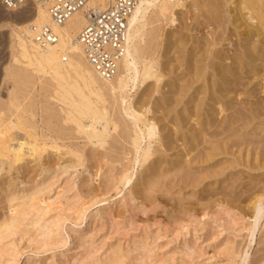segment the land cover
<instances>
[{"label":"rangeland","instance_id":"1","mask_svg":"<svg viewBox=\"0 0 264 264\" xmlns=\"http://www.w3.org/2000/svg\"><path fill=\"white\" fill-rule=\"evenodd\" d=\"M187 1V10L179 12L172 48L159 52L163 43L157 41L156 70L162 73V82L154 85L148 80L129 92L120 108L129 124L133 120L124 110L133 98L132 109L149 108L146 115L158 120L157 132L168 134L169 142L151 145L160 155L153 154L146 162L140 154L136 161L133 157L115 161L108 155V144L99 147L85 141V145L87 139L78 138L75 143L83 150L79 157L62 147L39 161L26 160L10 173L1 171L0 193L26 197L36 191L43 202L28 209L22 226L2 239L0 264H264V218L254 223L250 214L252 199H264V147L258 140L250 142L264 140V116L226 130L216 127L233 113L237 81L246 82L247 95L264 96V60L250 61L242 69L227 60L230 76L219 81L225 84L223 89L210 96L203 89L186 93L192 79L190 59L205 48L204 41L196 44L193 39L201 28L196 20L201 12L188 11L192 3ZM236 11L227 7L223 11L227 30L234 22L243 31L249 22ZM34 13L29 0L16 9L0 3V104L9 89L3 82L6 68L13 65L12 29ZM155 26L162 29L158 23L148 30ZM224 42L221 46H226ZM182 43L186 49L196 44L192 56ZM159 84L158 94L152 88ZM218 102L226 112L218 114ZM214 129L212 138L209 132ZM146 145L147 140H141V147ZM124 173L130 175L126 183L120 180ZM5 205L0 201V213Z\"/></svg>","mask_w":264,"mask_h":264},{"label":"bare ground","instance_id":"2","mask_svg":"<svg viewBox=\"0 0 264 264\" xmlns=\"http://www.w3.org/2000/svg\"><path fill=\"white\" fill-rule=\"evenodd\" d=\"M235 1L190 0L192 5L188 11L193 8L201 12L196 19L201 28H197V36L193 39L196 44L204 41L205 48L202 54H195L190 59L192 79L186 93L203 89L210 96L215 90L223 89L225 84L219 81L230 76V67L225 65L227 60L237 69L249 67L250 61L264 60V0H239L234 5ZM34 5L33 17L21 25H14L12 29L15 36L13 65L6 68L3 82L9 84V89L7 98L0 104V172L10 173L19 169L26 160L39 161L62 147L79 157V151L83 150L79 148V143L76 144L78 138L87 139L83 141L85 145V141L99 147L108 144V155L115 161L132 157L136 161L137 154H140L146 162L153 154L159 156L160 150L154 153L151 145L157 141L161 147L163 142H169L168 134L160 130L157 132L159 122L147 117L149 108L141 106L138 110L132 109L136 101L133 98L124 110L125 115L132 118V124L123 118L120 108L130 98L127 94L142 87L148 80L154 85L162 82V73L156 70L159 52L172 48L174 35L178 31L179 12L187 10L188 1L138 0L128 21L124 54L118 61L115 75L109 79L104 78L88 61L83 46L77 41L86 24L85 13H75L60 26L52 21L48 5ZM105 6L106 0L91 2L94 9ZM225 7L237 10L249 22L243 31L234 22L232 30H227L223 12ZM158 23L162 29L158 30L155 26L154 30H148L149 25ZM45 27L56 34V41L42 46L36 37ZM159 31L162 33L159 34ZM253 34L256 35L253 37ZM158 39L163 43L159 52ZM223 41H227V44L224 42L226 46H221ZM194 45L186 49L182 43L188 57L196 50ZM261 65L264 77V63ZM239 74L245 77L244 72L240 71ZM199 83L201 86H198ZM245 85L244 81L235 83L232 90L236 98L233 113L223 117L216 127L222 126L226 130L227 126L231 127L237 122L248 123L264 116V96L247 95ZM161 88L159 84L152 91L159 94ZM51 102L56 105L53 106ZM217 105L218 114L227 111L219 102ZM157 107L160 108L159 105ZM247 111L252 112L251 116ZM169 117L170 114L166 119ZM179 124L176 117L173 130L177 131ZM215 129L209 132L212 138L216 134ZM111 131L115 136L110 134ZM143 139L147 140L145 148L141 147ZM255 140H258L260 147H264L261 138H251V144ZM124 143L130 147L126 148ZM129 179L130 175L124 173L120 180L126 183ZM29 195L33 197L25 201ZM29 195L16 197L11 193H0V201L6 204L0 213V242L22 226L28 209L33 210L37 203L43 202L36 191ZM252 201L250 214L257 223L264 218L261 213L264 199L259 196Z\"/></svg>","mask_w":264,"mask_h":264},{"label":"built area","instance_id":"3","mask_svg":"<svg viewBox=\"0 0 264 264\" xmlns=\"http://www.w3.org/2000/svg\"><path fill=\"white\" fill-rule=\"evenodd\" d=\"M28 0H1L5 8L16 9ZM49 6L52 21L63 25L75 13L86 15V24L77 41L83 46L88 61L104 78H112L118 61L125 51L129 18L138 0H106L101 9L91 8L92 0H29ZM37 42L45 46L56 41V34L50 28H43L37 34Z\"/></svg>","mask_w":264,"mask_h":264}]
</instances>
